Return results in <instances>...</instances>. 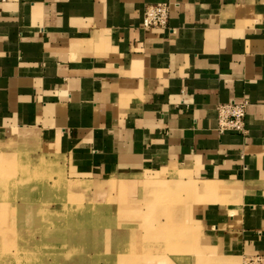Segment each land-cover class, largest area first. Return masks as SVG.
<instances>
[{"label": "crops", "instance_id": "obj_1", "mask_svg": "<svg viewBox=\"0 0 264 264\" xmlns=\"http://www.w3.org/2000/svg\"><path fill=\"white\" fill-rule=\"evenodd\" d=\"M158 2L168 26L145 28ZM242 98L247 132L220 133L216 107ZM8 141L59 155L106 193L172 174L203 195V264L264 255V0L0 1Z\"/></svg>", "mask_w": 264, "mask_h": 264}, {"label": "rangeland", "instance_id": "obj_2", "mask_svg": "<svg viewBox=\"0 0 264 264\" xmlns=\"http://www.w3.org/2000/svg\"><path fill=\"white\" fill-rule=\"evenodd\" d=\"M27 151L32 153L19 156ZM171 175L147 178L139 193L123 187L106 193L92 180L75 177L67 161L55 153L16 141L3 143L0 264H163L171 263V258L178 264H203L211 260L207 250L197 256L202 232L193 222L192 208L203 195H195L189 182H176ZM237 264H243V258Z\"/></svg>", "mask_w": 264, "mask_h": 264}, {"label": "built area", "instance_id": "obj_3", "mask_svg": "<svg viewBox=\"0 0 264 264\" xmlns=\"http://www.w3.org/2000/svg\"><path fill=\"white\" fill-rule=\"evenodd\" d=\"M6 1V0H0ZM170 18V3L158 2L146 5L143 16L145 28H164L168 26ZM249 104L247 98L239 101L219 104L217 109L218 125L220 133L234 131L246 133V107ZM243 264H264V255H251L243 259Z\"/></svg>", "mask_w": 264, "mask_h": 264}, {"label": "bare ground", "instance_id": "obj_4", "mask_svg": "<svg viewBox=\"0 0 264 264\" xmlns=\"http://www.w3.org/2000/svg\"><path fill=\"white\" fill-rule=\"evenodd\" d=\"M35 174V173H34ZM36 175V174H35ZM8 176H11L10 174H8Z\"/></svg>", "mask_w": 264, "mask_h": 264}]
</instances>
